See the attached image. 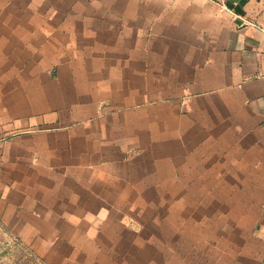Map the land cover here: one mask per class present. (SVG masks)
<instances>
[{
    "label": "crops",
    "instance_id": "crops-1",
    "mask_svg": "<svg viewBox=\"0 0 264 264\" xmlns=\"http://www.w3.org/2000/svg\"><path fill=\"white\" fill-rule=\"evenodd\" d=\"M0 230L36 264H264V0H0Z\"/></svg>",
    "mask_w": 264,
    "mask_h": 264
},
{
    "label": "rangeland",
    "instance_id": "rangeland-1",
    "mask_svg": "<svg viewBox=\"0 0 264 264\" xmlns=\"http://www.w3.org/2000/svg\"><path fill=\"white\" fill-rule=\"evenodd\" d=\"M0 264H36L31 250L0 230Z\"/></svg>",
    "mask_w": 264,
    "mask_h": 264
}]
</instances>
